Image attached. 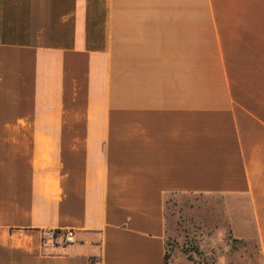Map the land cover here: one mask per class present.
<instances>
[{
    "label": "crops",
    "instance_id": "obj_1",
    "mask_svg": "<svg viewBox=\"0 0 264 264\" xmlns=\"http://www.w3.org/2000/svg\"><path fill=\"white\" fill-rule=\"evenodd\" d=\"M192 198L264 264V0H0V264H166Z\"/></svg>",
    "mask_w": 264,
    "mask_h": 264
},
{
    "label": "rangeland",
    "instance_id": "obj_2",
    "mask_svg": "<svg viewBox=\"0 0 264 264\" xmlns=\"http://www.w3.org/2000/svg\"><path fill=\"white\" fill-rule=\"evenodd\" d=\"M196 199L198 198H192V201L186 204H179L175 201L168 203L169 214L175 215L174 213H176V216H178L179 212H181L179 215L181 216V219L178 217L169 218V225L174 229L169 233V257L176 253L177 255L187 257L195 264H218L220 255L226 252L229 253V251L217 249L216 242L210 239L215 235L214 227L217 220L215 218V213L209 210L210 207L215 204L201 203L200 200ZM191 208L193 209V212H196L200 217H203V220L198 217L194 218L191 215H183L185 210L186 212H191ZM204 229L211 230L208 231V242L204 240V243H200L199 235L204 233ZM225 239L226 245L231 244L233 254H235V252H239L241 255L252 256L254 259L259 258V252L256 249V244L253 243L249 246H242L239 242H232V240H230L227 236Z\"/></svg>",
    "mask_w": 264,
    "mask_h": 264
},
{
    "label": "built area",
    "instance_id": "obj_3",
    "mask_svg": "<svg viewBox=\"0 0 264 264\" xmlns=\"http://www.w3.org/2000/svg\"><path fill=\"white\" fill-rule=\"evenodd\" d=\"M59 234H54V232L50 233L47 237L50 240H56L57 236ZM74 241V233L70 230V231H66L64 234H62V242L63 243H70Z\"/></svg>",
    "mask_w": 264,
    "mask_h": 264
},
{
    "label": "trees",
    "instance_id": "obj_4",
    "mask_svg": "<svg viewBox=\"0 0 264 264\" xmlns=\"http://www.w3.org/2000/svg\"><path fill=\"white\" fill-rule=\"evenodd\" d=\"M59 232L58 231H55L54 232V234H58ZM168 259H169V254L167 253V255H166V264H170L169 262H168ZM91 264H94V262L93 263H91Z\"/></svg>",
    "mask_w": 264,
    "mask_h": 264
}]
</instances>
